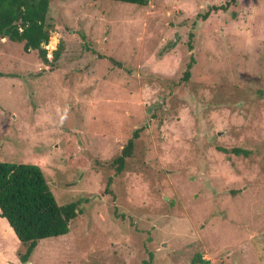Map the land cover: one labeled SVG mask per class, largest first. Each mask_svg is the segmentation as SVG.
I'll return each mask as SVG.
<instances>
[{
    "label": "rangeland",
    "instance_id": "rangeland-1",
    "mask_svg": "<svg viewBox=\"0 0 264 264\" xmlns=\"http://www.w3.org/2000/svg\"><path fill=\"white\" fill-rule=\"evenodd\" d=\"M47 22L49 65L0 38V161L78 214L23 264H264V0H51ZM16 240L0 219V264Z\"/></svg>",
    "mask_w": 264,
    "mask_h": 264
},
{
    "label": "trees",
    "instance_id": "trees-1",
    "mask_svg": "<svg viewBox=\"0 0 264 264\" xmlns=\"http://www.w3.org/2000/svg\"><path fill=\"white\" fill-rule=\"evenodd\" d=\"M50 1L0 0V38L22 43L25 51L36 50L41 60L48 65L58 59L62 50V43L58 41L52 50V58L47 57L45 46L53 31L52 24L47 22ZM116 1L145 6L150 0ZM220 6L224 10L227 8L226 4ZM52 45L53 41H50L49 46ZM193 61V57H190L181 78L183 81L189 79ZM139 136V129H135L120 153L113 158L115 174H120L126 167ZM218 149L236 155L247 153L240 147ZM77 205V202L57 203L39 165L0 161V216L7 220L20 243L19 261L15 264L28 261L40 239L66 234L70 221L78 214ZM152 258L153 255L149 253L142 264H150ZM205 263L201 260V264Z\"/></svg>",
    "mask_w": 264,
    "mask_h": 264
},
{
    "label": "crops",
    "instance_id": "crops-1",
    "mask_svg": "<svg viewBox=\"0 0 264 264\" xmlns=\"http://www.w3.org/2000/svg\"><path fill=\"white\" fill-rule=\"evenodd\" d=\"M0 219L5 223V225L7 226L8 229H10L11 232H13L12 228L10 227V225L8 224L7 220L4 217H0ZM14 233V232H13ZM15 236V234H14ZM16 237V236H15ZM17 239V238H16ZM18 241V239L16 240ZM17 260V258H15V261ZM18 261V260H17Z\"/></svg>",
    "mask_w": 264,
    "mask_h": 264
}]
</instances>
